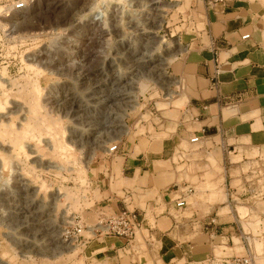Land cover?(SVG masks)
Wrapping results in <instances>:
<instances>
[{"label": "rangeland", "instance_id": "374dc122", "mask_svg": "<svg viewBox=\"0 0 264 264\" xmlns=\"http://www.w3.org/2000/svg\"><path fill=\"white\" fill-rule=\"evenodd\" d=\"M160 1L163 5L161 25L155 26L153 30L158 31L157 34H160L165 42L171 45L178 43L181 49L178 50V46L175 52L171 51L174 54L170 62L162 68V81L156 79L151 72H146L138 78V88L132 93L135 97L134 107H125L121 117L126 130L109 131L104 135L107 141L103 147L94 146L89 139L83 142L75 141L69 134L73 123L67 112L77 100L86 99L94 87L113 76L111 69L113 67L114 71H117L116 64L123 69L121 71H129L127 66L132 58L129 54L131 51L128 52L126 47L129 42H132L134 47L135 44L140 46L144 41L131 28L134 22H146L139 9L132 4V0H34L27 10L9 16L0 13V112L11 110L17 104L23 105L27 111L22 114V125L19 123L21 116L18 113H14L6 122L0 120V141L10 143L14 147L28 183L38 187L37 201L41 203L42 215L38 218L36 215L26 214V217L19 219L15 214L18 205L13 199L16 198L15 178L10 164L0 173V193L5 191L8 200L2 205L3 210H6L7 220L0 217V258L3 261L9 264L90 262L86 248L89 240L96 237L84 229L82 236L75 241L71 234L72 226L78 222L94 228L104 216L98 207L104 204L107 193L121 194V172L124 163L122 152H127L121 148L126 147L134 137L144 134L145 130L141 127L143 123L151 121L149 109L155 105V101L163 100V97L169 95V90L172 91L169 97H174L180 91L179 81L173 73L174 66L186 53L188 40L199 30V18L195 9L197 0ZM116 53L117 56H125L122 59L116 58ZM101 68L106 71H100ZM50 93L57 96V105L48 102ZM52 127L53 129H50ZM46 141L52 142L54 146L50 143V148ZM117 142L119 150L109 152L108 146ZM28 143L38 151L43 163L32 161L27 149ZM3 154L0 150V156ZM44 162H48L50 166H46ZM259 183L264 186V182ZM190 186L194 192L187 198L188 208L173 211L176 217H190L192 213L189 208L197 209L196 203L192 202L195 198L200 199V196L196 192L197 187ZM262 193L264 194V189ZM51 205L54 210L49 216V221L57 226L55 230L61 234L63 242H60V247L49 249V254L41 249L18 247L15 235L19 231H22L23 238L32 236L36 231L38 237H48L52 228L48 229L45 211L48 212ZM246 205L248 204L232 196L229 201L226 200L223 205L218 206L225 207L222 212L219 210L220 213L228 210L236 213L233 221L236 233L238 236H244L245 240L248 238L246 241L251 253L255 254V262L264 264V250L256 247L260 242L264 244V219L259 218L257 213L244 218V213L240 212L244 209L238 206ZM2 206L0 205V209ZM256 209L258 212H264V203H258ZM161 210L163 207L158 209V212ZM64 216L66 218H63ZM27 219L37 224L34 229L18 228L20 224H25ZM211 224L209 227L216 226L215 230L220 225L215 220ZM218 239L222 242L217 241L216 245H226L225 238ZM239 241L234 238L235 247ZM38 242L40 248H53L47 243L48 240L44 242L39 239ZM221 249L222 247H215L214 256L233 254V250L226 249L222 252ZM234 252V255L246 254L243 249L235 248ZM208 257L210 256L206 258Z\"/></svg>", "mask_w": 264, "mask_h": 264}, {"label": "crops", "instance_id": "0c3cea01", "mask_svg": "<svg viewBox=\"0 0 264 264\" xmlns=\"http://www.w3.org/2000/svg\"><path fill=\"white\" fill-rule=\"evenodd\" d=\"M195 9L199 30L173 71L180 91L155 101L144 134L121 148L127 151L121 194L107 193L98 207L105 214L137 210L138 238L128 243L98 234L88 242V264H195L215 247L251 253L248 238L235 231L236 213H220L225 207L218 205L234 196L248 204L238 206L244 218L257 213L264 219L256 209L264 203V0H197ZM185 183L197 187L200 199L190 217L179 218L175 186ZM218 238L226 245H216ZM256 247L264 250L261 242Z\"/></svg>", "mask_w": 264, "mask_h": 264}, {"label": "bare ground", "instance_id": "6f19581e", "mask_svg": "<svg viewBox=\"0 0 264 264\" xmlns=\"http://www.w3.org/2000/svg\"><path fill=\"white\" fill-rule=\"evenodd\" d=\"M132 4L136 6L137 9H139L138 10L139 13L142 14L146 20L145 23H143V21L142 23L134 22V24L131 26V28L136 33V35L143 38L144 41L140 46H138L139 44L137 46L135 44L134 47H132V42L131 43L129 42L130 45L129 44L127 45L126 49L128 50V52L131 51L129 54L131 55V58H132V61L128 63V66H127L129 68L128 72L121 71L123 69L119 68V66L116 64L117 71L116 70L114 71L113 67L111 69V71H113V76L109 77L107 81L106 79H104L103 84L101 83L100 85H97L96 87H94L92 91L88 94V97L86 99L83 98V100H81L80 98V100H77V103H74V104L72 103L73 105L71 104L72 105L71 110L67 112V114L70 117V120L73 123L69 134L74 139H76L75 141L83 142V140L88 141L89 139L94 143V146L95 145L102 146L107 141L105 140L104 135L106 136V134H108L109 131H114L115 129L117 130V132L125 131L126 127L124 123L122 122L121 117L124 114V110L126 109L125 107H128V106L131 108L134 107L135 97L132 93L136 88H138V78L142 77L146 72L147 73L151 72L152 75L156 77V79L162 81L163 79L162 77L164 75L162 68L165 64L170 62V59L173 57L174 53H171V51L175 52L176 47L179 46L178 43L176 44L174 43V45H171L169 42L167 41L165 42V40L162 39V36L160 37L159 36L160 34L159 35L157 34L158 31L155 32V30H153L155 26L161 25L163 5L161 4L160 0H132ZM11 14H14V13H11ZM124 38L125 36L123 35L122 41H124ZM180 49L181 47L179 46L178 50ZM124 56H117V53L115 54V57L120 58V59H122ZM121 64H122V61H121ZM100 71L103 72L106 70L105 68H101ZM57 99L58 98L55 94L50 93V96H49L50 101L48 100V102L51 104H56L58 101ZM106 100L110 101L111 103L108 104ZM73 102L75 101L73 100ZM24 109L25 108L23 105L17 104L11 110L1 111L0 120H5L6 122L11 119L14 113H18L21 116V120L19 121V123L22 125L23 124L22 121L24 120L22 118V114L24 113V111H26ZM116 125L119 127L115 128ZM50 129H53V127ZM46 143H49V146H50V143L52 144V142L50 141L49 142L46 141ZM28 144L29 145H27L28 147L27 149L30 155L32 156V161L43 163L42 159L40 158L38 154V151L34 148V146L31 143H28ZM23 145H26V144H23ZM51 146H54V145L52 144ZM0 150L4 152V154L0 156V173L3 170H5L10 164L13 167L14 178H15V190H14L15 196L14 197H16L13 199L16 201L15 203H17L18 205L16 206L17 211L16 212L14 211L15 214L19 217V219L21 217H26V214L31 215V216L36 215V217L40 218L42 215L40 211L41 203L39 204V202L37 201V196L39 192L38 187H34L33 185L31 186L28 183L29 180L26 178L25 176L26 174L24 175L25 170H23L21 164L19 163L18 161L19 157L17 158L16 156L17 154L16 150L14 149V147L10 145V143L0 141ZM44 164H46V166H50L48 162H44ZM53 198H56V197H53ZM4 201L8 202V200H6L5 191H2V193H0V205L1 206L4 204L3 203ZM3 206H2V209H0V217L6 219V212H5L6 210L5 211L3 210L4 209ZM53 210H54L53 206L51 205L48 212L45 211L46 216H47L45 219L48 220V223H46L48 224V229L50 230L52 228L48 232V237L45 238L44 237L45 235L44 236L42 235L43 237L42 236L38 237V235H36V232H37L36 231L34 232V234L32 233L33 234L32 236H29V237L27 236L28 238L27 237L23 238V236H21L22 231L17 232V234L14 232L16 234L15 240L18 244V247L22 249H26L28 247L29 250L30 248L33 250L41 249V251H45V252L47 251L49 252V249L53 250V249H58L60 247V242L61 243L63 242V240L60 238L61 234L59 235L57 230H55V227L57 226H55L53 222L49 221L50 220L49 216L52 215L51 213ZM9 211L11 212V210ZM15 214L13 216H15ZM63 218H66V217L64 216ZM20 225L21 226L18 227L20 229L22 227H27L28 229L32 230L34 229V225H37V224L33 221H28L27 219V222H25V224H20ZM26 234L28 235V233ZM39 239L44 242L45 240H48L47 243H49V245L51 244L53 248H50V247L40 248L39 242H38ZM0 264H9V263L3 261L0 258Z\"/></svg>", "mask_w": 264, "mask_h": 264}, {"label": "built area", "instance_id": "2783aa9c", "mask_svg": "<svg viewBox=\"0 0 264 264\" xmlns=\"http://www.w3.org/2000/svg\"><path fill=\"white\" fill-rule=\"evenodd\" d=\"M0 0V13L9 15L11 13H17L29 8L34 0ZM206 4L222 3L224 0H202ZM249 35L242 36L243 39ZM192 142L197 141L198 137H192ZM119 149V143H112L108 146L109 152H117ZM176 191L180 194L174 197L175 206L177 208H183L187 205V197L194 192L192 186L184 184L183 186L176 185ZM104 215L98 220V225L93 228L80 223H75L72 226L71 234L75 241L82 236V231L87 229L93 236L99 235H115L124 238L128 243H133L136 237V233L141 228V218L137 210H130L127 208L121 209L115 213L102 214ZM210 222H214L211 219ZM92 236V237H93ZM195 264H254L253 256L250 252L244 255H228L223 257H216L214 255L206 258Z\"/></svg>", "mask_w": 264, "mask_h": 264}]
</instances>
